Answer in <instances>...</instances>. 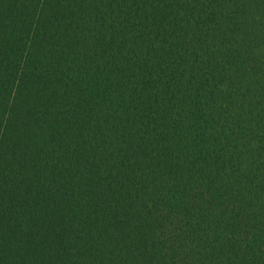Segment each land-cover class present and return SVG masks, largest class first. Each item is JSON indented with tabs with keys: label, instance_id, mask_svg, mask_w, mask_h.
<instances>
[{
	"label": "trees",
	"instance_id": "16d2710c",
	"mask_svg": "<svg viewBox=\"0 0 264 264\" xmlns=\"http://www.w3.org/2000/svg\"><path fill=\"white\" fill-rule=\"evenodd\" d=\"M0 264H264V0H0Z\"/></svg>",
	"mask_w": 264,
	"mask_h": 264
}]
</instances>
